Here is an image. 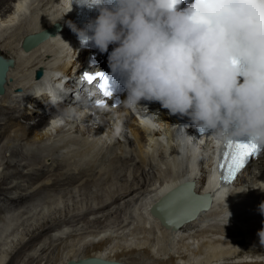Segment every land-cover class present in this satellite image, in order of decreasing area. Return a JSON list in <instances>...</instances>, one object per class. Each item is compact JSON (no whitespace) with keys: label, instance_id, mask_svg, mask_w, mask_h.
<instances>
[{"label":"bare ground","instance_id":"bare-ground-1","mask_svg":"<svg viewBox=\"0 0 264 264\" xmlns=\"http://www.w3.org/2000/svg\"><path fill=\"white\" fill-rule=\"evenodd\" d=\"M38 2H42L40 8ZM69 10L66 0H0V57L13 61L6 75L5 92L0 96L1 138L14 130V139L31 147L53 136L51 130L56 129L59 120L44 127L47 125L44 113L50 110L49 102L62 95V91H56L59 81L74 79L72 73L76 68L82 69V60L89 51H79L70 41L71 28L62 29L63 32L57 33L60 35L50 36L29 52L22 51V42L28 35L39 34L53 24L63 27L64 21L58 19L69 18ZM39 72H44L45 77H37ZM54 72L66 74L53 76L46 82ZM128 114L126 106L115 110L112 123L106 126L107 135L104 138L94 135L98 139L93 146L85 143V140L94 142L93 135L89 138L79 127L72 131L67 122L70 131L64 132L66 139L61 135L62 141L64 139L61 145L52 143L56 146L55 153L51 154L53 150L48 149L50 152L44 156L33 155L34 152L28 157L29 165L36 167L30 174L19 171L0 177V214L6 212L7 204L16 208L22 205L30 196L29 190L59 196L62 193V197L73 193L92 197L87 203H79L80 206L54 209L53 215L48 217L49 222H37L25 233L28 234L25 243L22 237L18 244L11 240L15 254L8 264H15L17 259L19 264H65L88 258L122 264H264V238L259 235L264 231V210L261 209L264 204V152L256 163L261 164L258 170H251L249 166L228 190L222 187L216 191L212 183L207 184L203 179L210 170L209 157L201 154L198 165L195 166L194 161L189 163V157L194 154L191 151L179 153L181 142L174 141V129L168 120L164 118L165 124L161 126L165 127L161 133L158 128L154 130L136 123ZM124 119L127 124L121 123ZM164 137L166 145L162 142ZM102 139L113 140L104 152L97 150L104 142ZM71 143L72 147L78 145V149H69ZM23 145L20 148L27 147ZM75 151L79 153L77 160L74 159ZM25 152L28 156L30 151ZM189 165L192 170H187ZM15 166L10 162L7 169L18 167ZM15 178L19 181L16 186L3 187L6 180L14 183ZM186 181L194 182L195 193L211 195L210 207L194 220L174 230L167 229L149 209L165 193ZM23 182L30 186L26 188ZM14 192L20 193L14 197ZM43 236L48 238L39 240L29 251L30 242ZM5 253L0 254V264L9 255Z\"/></svg>","mask_w":264,"mask_h":264},{"label":"clouds","instance_id":"clouds-1","mask_svg":"<svg viewBox=\"0 0 264 264\" xmlns=\"http://www.w3.org/2000/svg\"><path fill=\"white\" fill-rule=\"evenodd\" d=\"M79 3L99 10L88 25L93 34L81 39L101 52L115 45L109 66L125 80L124 106L158 102L219 144L248 137L264 146V0H193L183 8L185 0Z\"/></svg>","mask_w":264,"mask_h":264},{"label":"rangeland","instance_id":"rangeland-1","mask_svg":"<svg viewBox=\"0 0 264 264\" xmlns=\"http://www.w3.org/2000/svg\"><path fill=\"white\" fill-rule=\"evenodd\" d=\"M42 2H38V4H37V6L40 8L41 7V4ZM36 6V7H37ZM59 130H57L55 133H53V136L50 138V139H47V140H44L43 142H41V143H35V145L33 146V145H31V147H30V145L29 146H27V144H24L23 145V143L22 144H20L21 143V140L18 142L17 140H15L14 139V135H15V132H14V130L12 131V132H8V134L6 133L5 135H4V137L2 136V138L0 137V174L2 173V175H0V177L1 176H3V175H7V173L9 174V175H11V174H14V172L16 173H18L19 171L20 172H22V174H24V175H28V174H30L31 172H32V168H36L35 166H31V165H29L30 164V161L28 160V157H30V155H32L34 152V154L33 155H37V156H44V155H46V153H49L50 151H52L53 150V152H51V154H53V153H55V148H56V146H54V145H61L62 143H63V141H64V139H63V141H62V136H63V138H65V136L64 135H66V134H64V132H68L66 129L62 132V133H57ZM62 131V130H61ZM11 134V135H10ZM55 134V135H54ZM62 135V136H61ZM66 137H67V135H66ZM9 138V139H8ZM53 138V139H52ZM56 138V139H55ZM2 139H4V140H2ZM66 139V138H65ZM14 140V141H13ZM53 140V141H52ZM61 140V141H60ZM82 140L84 141V139L82 138ZM12 141V142H11ZM59 141V142H58ZM86 141V142H85ZM84 142L85 143H87V144H90L91 143V145L93 146V143H95V142H88V140H85ZM17 142L22 146H24L25 147V145L27 146V147H25L26 148V150H29L30 152H29V155L27 156V154H28V152H25L26 150H25V148H20L21 146L18 144V146H17ZM45 142V143H44ZM55 142H56V144H55ZM58 142V143H57ZM10 145H9V144ZM16 144V145H14V144ZM52 143H54V145L52 144ZM45 144V145H44ZM50 144H52V145H50ZM14 145V146H13ZM39 145V146H38ZM70 145V147H69V149H78V148H76V146L78 147V145H75V144H73V147H72V143L71 144H69ZM103 145V146H102ZM99 144L97 147H98V151H105L104 149L105 148H107L108 146H104V144ZM9 146V147H8ZM15 146H17L15 149H14V147ZM38 146V147H37ZM52 146V147H51ZM75 146V147H74ZM100 146H101V150H100ZM11 147V148H10ZM29 147V148H28ZM35 149H34V148ZM50 147H51V149H50ZM89 147H91L90 145H89ZM96 147V148H97ZM3 148V149H2ZM28 148V149H27ZM31 148H33L32 149V151H31ZM40 148H41V150H40ZM45 149V151L46 150H48V151H42V149ZM47 148V149H46ZM6 149H8V150H6ZM11 149H12V151H11ZM19 149H21V150H19ZM68 149V150H69ZM10 150V151H9ZM14 150H15V153H14ZM20 152H19V151ZM24 150V151H23ZM34 150V151H33ZM38 150V151H37ZM6 151H7V153H6ZM9 151V152H8ZM39 151H41V152H39ZM71 151V150H70ZM3 152H4V155H3ZM24 152V153H23ZM40 153V155H39V153ZM76 152V153H75ZM74 152V155H75V157H74V159L75 160H77V157H79V156H77L79 153L77 152V151H75ZM14 153V154H13ZM19 153V154H18ZM20 153L23 155H20ZM26 153V154H25ZM31 153V154H30ZM78 153V154H77ZM11 154V155H10ZM77 154V155H76ZM9 155H10V157H9ZM20 155V156H19ZM4 157V158H3ZM12 157V158H11ZM14 157H15V160H13L14 159ZM21 157V158H20ZM24 157H25V159H24ZM27 157V158H26ZM7 158H8V161H7ZM11 158V159H10ZM30 159V158H29ZM72 159H73V157H72ZM73 159V160H74ZM5 161V162H4ZM11 162V165L12 166H17L18 165V167H16L15 169H12L11 168V170H12V172H11V170L10 169H7L8 167V163L10 164V162ZM16 161V162H15ZM24 161V162H23ZM26 161H29V162H26ZM3 162V163H2ZM6 162H8V163H6ZM13 162V163H12ZM18 163H21V165L20 164H18ZM24 163V164H23ZM7 165V166H6ZM20 165V166H19ZM29 165V166H28ZM24 166V167H23ZM22 169H21V168ZM28 167V168H27ZM4 170H3V169ZM20 168V169H19ZM26 168V169H25ZM19 169V170H18ZM14 170V171H13ZM2 171H5V172H2ZM31 171V172H30ZM168 172V171H167ZM167 172L165 173V176H168L169 174H167ZM16 173V174H17ZM8 176V175H7ZM12 179H14V178H12ZM20 180V179H19ZM19 183V181H17V178H15V182L14 183H10L9 182V180H6L5 181V183H4V186L3 187H12V186H16V183ZM24 183V185H26V188L28 187V186H30V185H28V184H26V182H23ZM22 183V184H23ZM8 185V186H7ZM31 193L29 194L30 196H29V198L30 197H32V198H28L21 206L20 205H17V208H19V209H17L16 208V206L14 207L13 205H11V204H7L6 205V208H7V210H6V212L4 211L2 214H0V218L2 219H0V254H2V253H4V254H6L5 252H8L9 253V255L8 256H6L5 258H4V261H3V263L2 264H8V262H9V259L12 257L11 255H13V254H15V253H13L14 251H15V249H13L14 247H12L11 245H12V243H11V240H13V241H15V243H17L18 242V240H20L21 239V237L22 238H24L23 239V242L25 243L26 241H27V239H28V237H27V235L25 234L27 231H29V230H31L32 229V227L35 225V224H38L37 222H39V223H42L43 221H45V220H48L49 218H50V216H52L53 215V213L55 212L54 211V209L57 211H59V209L60 210H62V209H64V207L66 208V206L67 207H72V206H80L79 205V203L80 204H83V203H87L88 201H90V200H92V197H91V195H80V194H71V195H69V196H66V197H62V193H60V196L58 195V194H53L52 195V193L50 194V193H48L47 191V193L45 192V191H40V192H38V193H41V194H39V195H37L36 196V194H38L35 190H29ZM34 192H35V194H34ZM44 192V193H43ZM91 192H93V190H91ZM20 192H18L17 193V195L19 194ZM24 193V192H23ZM29 193V192H28ZM33 193V194H32ZM25 194V193H24ZM17 196L16 194H15V192H14V194L12 195V196ZM48 195V196H47ZM50 195V196H49ZM14 196V197H15ZM58 196V197H57ZM28 197V196H27ZM34 197V198H33ZM29 200V201H28ZM28 201V202H27ZM85 201V202H84ZM87 201V202H86ZM58 202V203H57ZM50 204V206H48ZM58 204V205H57ZM13 208H11V207ZM18 206H20L21 207V209H20V207H18ZM53 206H54V208H53ZM56 206V207H55ZM9 207V208H8ZM48 207H50L51 209L50 210H47L48 209ZM44 208V209H43ZM53 208V209H52ZM16 209V210H15ZM15 211V213H14V211ZM54 211V212H53ZM12 212V213H11ZM21 212V213H20ZM49 212V213H48ZM40 213H42V214H40ZM43 213H45V214H43ZM49 214V215H48ZM3 215V216H2ZM6 216V218H5V216ZM21 215V216H20ZM42 215V216H41ZM44 215V216H43ZM48 215V216H47ZM10 217V218H9ZM49 217V218H48ZM39 218H41V220L42 221H39L40 219ZM43 218H45L44 220H43ZM8 221H7V220ZM38 220V221H37ZM2 221V222H1ZM4 222V223H3ZM48 222H49V220H48ZM80 225H83V223L82 224H79V226ZM25 231V232H24ZM24 233V234H23ZM49 233V232H48ZM47 233V234H48ZM52 233V232H51ZM21 234H23V235H21ZM21 235V236H20ZM49 235V234H48ZM16 236V237H15ZM26 236V237H25ZM12 237V238H11ZM15 239H14V238ZM17 237H19V238H17ZM44 238L45 239H47L48 237H46V236H43V237H41L40 239H37V240H33V243L32 242H30L31 244V247L29 248V251H31L32 250V245H34V247L36 246V244H37V242L39 241V240H41L42 239V241H44ZM10 240V241H9ZM36 241V242H35ZM46 241H48V240H46ZM20 242H22V241H20ZM18 244V243H17ZM42 245V244H41ZM14 246V245H13ZM9 247H11V248H9ZM33 247V248H34ZM40 246H38V248H39ZM7 248H9V249H7ZM4 249V250H3ZM2 250H3V252H2ZM8 250V251H7ZM5 251V252H4ZM11 251V252H10ZM2 252V253H1ZM32 253H33V251H32ZM20 256H22L21 254H20ZM9 264H13V263H9ZM15 264H19V259H17V261L15 262Z\"/></svg>","mask_w":264,"mask_h":264},{"label":"water","instance_id":"water-1","mask_svg":"<svg viewBox=\"0 0 264 264\" xmlns=\"http://www.w3.org/2000/svg\"><path fill=\"white\" fill-rule=\"evenodd\" d=\"M60 30L59 25L45 30L36 35H29L24 38L22 48L29 52L41 42L54 36ZM13 65L12 60H5L0 57V96L5 92L4 84L9 68ZM41 76V72L37 77ZM211 203L210 195H198L194 192V183L186 182L168 191L160 197L151 207L150 214L158 219L160 224L167 229H176L182 223L194 220L202 211L209 209ZM68 264H122L118 262L104 261L99 258H88L77 263L74 261Z\"/></svg>","mask_w":264,"mask_h":264},{"label":"snow or ice","instance_id":"snow-or-ice-1","mask_svg":"<svg viewBox=\"0 0 264 264\" xmlns=\"http://www.w3.org/2000/svg\"><path fill=\"white\" fill-rule=\"evenodd\" d=\"M97 78L100 79V83L97 85L99 90L104 94V96H110L111 93L107 89V81L102 77L101 74L96 76L85 74L84 80L89 84L93 83ZM228 147L230 149L234 148L235 151L231 153V165L229 166V175H232L235 170L240 169L243 166L245 158L251 156L256 151V145H248L242 143H229Z\"/></svg>","mask_w":264,"mask_h":264}]
</instances>
